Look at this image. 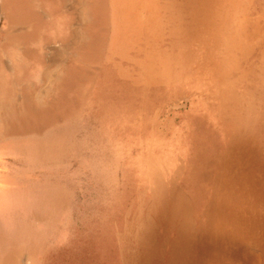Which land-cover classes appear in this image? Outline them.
<instances>
[{
  "label": "rangeland",
  "instance_id": "374dc122",
  "mask_svg": "<svg viewBox=\"0 0 264 264\" xmlns=\"http://www.w3.org/2000/svg\"><path fill=\"white\" fill-rule=\"evenodd\" d=\"M0 264H264V0H0Z\"/></svg>",
  "mask_w": 264,
  "mask_h": 264
}]
</instances>
